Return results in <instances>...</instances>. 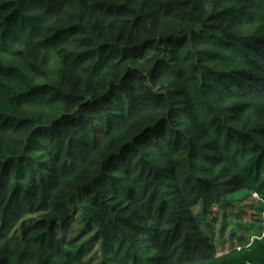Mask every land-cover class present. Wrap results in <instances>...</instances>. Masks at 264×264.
Instances as JSON below:
<instances>
[{
	"label": "trees",
	"instance_id": "trees-1",
	"mask_svg": "<svg viewBox=\"0 0 264 264\" xmlns=\"http://www.w3.org/2000/svg\"><path fill=\"white\" fill-rule=\"evenodd\" d=\"M263 95L264 0H0V241L18 230L37 264L98 244L96 264H163L158 241L196 229L181 260L203 264L233 212L211 174L264 192V124L236 103ZM221 249L264 264V234Z\"/></svg>",
	"mask_w": 264,
	"mask_h": 264
},
{
	"label": "rangeland",
	"instance_id": "rangeland-1",
	"mask_svg": "<svg viewBox=\"0 0 264 264\" xmlns=\"http://www.w3.org/2000/svg\"><path fill=\"white\" fill-rule=\"evenodd\" d=\"M236 103H245L242 110L243 112L239 115L242 123L251 127H259L264 124V95L259 101L246 102L245 100H240ZM211 175L218 180L221 188L226 189V191L222 193V198L231 205V211L233 210V212L227 211V215L231 220L228 223V229L225 232L226 234L224 238H221L219 232H216V236H205L199 242L200 246H197V249H199L198 252H200V256L206 255V257L203 258H207L204 260L201 258L200 261H202L203 264H219V260H212V258H218L220 256L223 251L221 249L222 246L230 247V245L237 246L241 243L252 242L254 239H259L264 234V192L247 191L243 184L239 182L235 176L234 169L231 167L222 165L215 174ZM165 205H167V202ZM160 206L161 204L158 205L157 208L159 209ZM166 207L164 206L163 208V210L165 209L163 214L164 217L168 216L166 211L168 208ZM217 208L218 207H215L213 211H217ZM218 213L216 215V220L219 219L217 225L221 222L222 218H219ZM82 228L83 226L77 227L76 238L78 236L82 237L81 243H87L91 235L85 237L82 236ZM128 230L129 229L126 231ZM185 233L186 232L183 231V229H180L176 238L178 241L175 243L174 240L173 242L170 241V237L161 238V240L158 241L156 246L160 248L163 264H182L181 259L190 255L189 253L183 254V251H185L184 249H190V238L192 239L195 237L194 242L191 245L192 247L196 246L195 239L200 236V232L194 229L190 238L181 239ZM15 235L5 241H0V248L3 247L5 252L11 254L9 256L10 261L15 264L22 262L24 264H37L44 262V256H47V254L44 252L43 248L24 242L18 230H16ZM99 247L100 244H98L94 251L86 256L84 260L91 263L95 261L94 264H96L97 253L95 251H97ZM195 259L197 260L199 257H196Z\"/></svg>",
	"mask_w": 264,
	"mask_h": 264
}]
</instances>
